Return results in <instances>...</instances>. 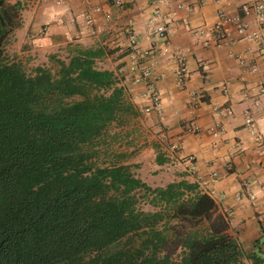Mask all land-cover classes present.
<instances>
[{
  "label": "trees",
  "instance_id": "16d2710c",
  "mask_svg": "<svg viewBox=\"0 0 264 264\" xmlns=\"http://www.w3.org/2000/svg\"><path fill=\"white\" fill-rule=\"evenodd\" d=\"M8 1L0 0V264H243L227 214L196 183L150 187L128 165L97 163L122 87L86 48L26 72L5 52L18 10ZM137 190L157 209H136ZM133 232L139 245H121Z\"/></svg>",
  "mask_w": 264,
  "mask_h": 264
},
{
  "label": "crops",
  "instance_id": "0c3cea01",
  "mask_svg": "<svg viewBox=\"0 0 264 264\" xmlns=\"http://www.w3.org/2000/svg\"><path fill=\"white\" fill-rule=\"evenodd\" d=\"M228 0L225 8L236 11L242 2ZM17 2L16 26L5 47L8 57L18 61L27 72L38 66H48L49 56L65 58L74 49L96 52L94 61L116 77L122 94L130 102L127 121L115 123L124 132L122 142L108 155L107 161L129 165L138 163L139 176L159 185L186 180L194 182L228 217V232L237 240L243 253V264L252 259L261 264L264 251V69L258 44L238 40L219 48L203 47L196 32H207L216 21L213 0H180L181 7L169 0L158 7L163 22L169 27L165 45L156 42L146 30V20L155 9L149 0H122L116 7L104 0H87L90 6H100L110 13L104 19L94 13L99 31L87 35L80 25L83 0H9ZM174 12V13H173ZM172 13V14H171ZM187 20V26L182 20ZM251 29L258 28L252 16L246 18ZM136 35L140 49L155 45L154 55L141 60L148 63L154 85L159 92L161 114L144 112V102L136 95L143 85L131 83L126 75L124 29ZM194 29L196 32L194 33ZM244 61L239 64L236 57ZM177 57L186 64V79L182 87L175 83ZM202 65L206 66L203 70ZM256 66L250 71L248 66ZM226 86L223 93L221 86ZM198 95L194 108L188 105V94ZM231 114L224 112L225 107ZM217 108V110H214ZM248 110L253 133L244 124L242 112ZM195 120L200 131L191 134L184 127ZM217 122L221 133L213 137L208 126ZM113 124V122H112ZM114 137V133L110 134ZM122 143V144H121ZM178 148H173V145ZM107 145V144H106ZM149 169H151L149 171ZM248 183L254 199H236L242 184ZM260 257V258H259ZM261 259V261H260Z\"/></svg>",
  "mask_w": 264,
  "mask_h": 264
},
{
  "label": "built area",
  "instance_id": "2783aa9c",
  "mask_svg": "<svg viewBox=\"0 0 264 264\" xmlns=\"http://www.w3.org/2000/svg\"><path fill=\"white\" fill-rule=\"evenodd\" d=\"M86 8L82 11L80 17V27L89 36H94L98 33L99 27L96 25L94 13H101L102 17L106 20L110 18V13L102 10L100 6H90L87 0H83ZM116 7L122 6V0H104ZM155 5L152 14L146 20L147 33L156 41L160 42L163 46L160 47L161 52L167 50L165 45L166 35L169 27L163 22L162 16L158 7L169 0H149ZM175 1V8L181 7L180 0ZM66 0H53L54 4H64ZM216 5L215 16L216 21L207 29V32H196L200 37V44L203 47L219 48L221 46L232 44L238 40H246L258 44V52L263 57L262 68L264 69V0H252L251 2H242L237 6L236 11H229L225 8L228 0H213ZM174 13V12H173ZM172 14V13H171ZM252 16L258 28L251 29L246 21V18ZM183 25L187 26V20H182ZM125 42L119 46V51L124 52L126 56L125 69L126 75L131 83H141L142 90L136 95L144 102L142 110L146 113L155 112L161 114L160 96L159 92L154 85L151 75L150 66L148 63L141 62L142 59L151 57L158 49L152 45L148 49H140L134 32L128 28L124 29ZM239 64L244 65L243 59L239 56L236 57ZM176 67L174 70L175 83L177 86L182 87L186 79V64L183 57H177ZM203 70L206 66L202 65ZM250 71H255L256 66L249 65ZM223 93H226L225 84L221 86ZM188 105L194 108L198 104V95L194 92L188 94ZM217 110V108H214ZM226 114H231V109L227 106L224 109ZM244 116V124L253 133L252 118L248 110L242 112ZM185 131L191 134H197L200 131L199 126L195 120L191 119L184 127ZM209 133L216 137L221 133V127L217 122H213L208 126ZM173 148H178V145H173ZM254 193L248 183L241 186L239 192L235 194L236 199L246 198L248 200L254 199ZM264 264V251L263 260Z\"/></svg>",
  "mask_w": 264,
  "mask_h": 264
},
{
  "label": "rangeland",
  "instance_id": "374dc122",
  "mask_svg": "<svg viewBox=\"0 0 264 264\" xmlns=\"http://www.w3.org/2000/svg\"><path fill=\"white\" fill-rule=\"evenodd\" d=\"M55 57H57V56H55ZM48 60H50V59H48ZM51 62L52 61L50 60V64H48V66H50V67H51ZM96 66L99 67L100 65H96ZM130 106L131 105H130L129 100L127 98H125L122 94L121 103L118 106L116 118L106 126L104 133H102V135L99 138L100 144H99L98 148L100 151H97L98 153L95 156L97 163L102 164L103 162H106L108 160V155L105 154L107 151H108L107 154H111L113 151L117 150L118 147L117 148L114 147V145L116 143L113 142V144H112V141H114L116 139L117 141L122 142V140L124 138L123 137L124 132L121 131L122 129L118 130L117 126H116V129H113V127L115 128V123L122 122L123 120L127 121L128 116H129L128 113L130 112ZM112 122H113V124H112ZM112 133L115 134L114 137H112L110 135ZM128 168H129V171L135 177H137L141 181L145 182L148 186H150V187L163 186V185L158 184V183H160V182H158L159 179H156V177L154 176L155 173H153V172H152V174H150L153 176L152 179H147V180L145 179L144 180V179L140 178L139 170H138V163H136V162L131 163L128 165ZM150 170L151 169H149V171ZM135 197H136V202L134 204V207L136 209L142 210L144 212L154 211L157 209L156 207H153L148 203L149 197H146V195L143 193L142 190H139V191L137 190L135 193ZM141 237H142V235L133 232V233L128 234L125 238L121 239L120 244L121 245L127 244L128 246L134 247V246L139 245V243L141 241ZM166 249H168V248L163 247L162 250L165 251ZM178 251L179 250H177L175 253H172V251H171V257L175 258L176 257L175 254H177Z\"/></svg>",
  "mask_w": 264,
  "mask_h": 264
}]
</instances>
